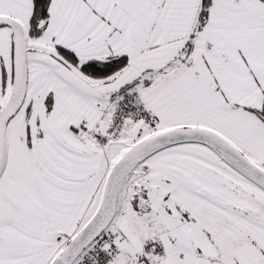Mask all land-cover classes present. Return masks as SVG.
Masks as SVG:
<instances>
[{
	"label": "snow or ice",
	"instance_id": "snow-or-ice-1",
	"mask_svg": "<svg viewBox=\"0 0 264 264\" xmlns=\"http://www.w3.org/2000/svg\"><path fill=\"white\" fill-rule=\"evenodd\" d=\"M0 264H264V0H0Z\"/></svg>",
	"mask_w": 264,
	"mask_h": 264
}]
</instances>
